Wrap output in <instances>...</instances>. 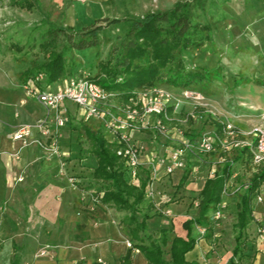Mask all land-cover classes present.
I'll list each match as a JSON object with an SVG mask.
<instances>
[{
	"label": "crops",
	"instance_id": "1",
	"mask_svg": "<svg viewBox=\"0 0 264 264\" xmlns=\"http://www.w3.org/2000/svg\"><path fill=\"white\" fill-rule=\"evenodd\" d=\"M42 1L51 4V22L76 30L108 19L116 12L111 0ZM73 54L85 66L93 65L98 50L89 48L74 51ZM12 61L5 60L0 35V236H4L0 264H11L13 259L17 264H122L130 251L132 264H148L145 255L133 248L137 242L129 230L121 225L128 213L99 203L93 194L99 190L98 186L86 189L94 183L93 174L98 163L92 154L81 158V145L72 140L71 129L65 127L61 131L58 155H50L35 145L23 147L13 140L16 130L24 126L32 127L33 136L36 137L37 125L46 111L41 104L27 96L25 83L19 77L28 67L21 68L14 59ZM65 81L46 84L43 79L40 84L43 88L55 90ZM65 108L70 122L77 117L95 130H103L102 120L86 121L79 110L72 109L68 103ZM75 112H79L78 115ZM132 137L147 147L141 157L140 180L147 179L149 183L151 166L157 155L164 151L160 153L162 150L153 147L148 141L151 136L145 132L135 130ZM106 139L112 141L108 136ZM183 175V170H179L168 177L160 170L159 175L151 180L153 196H146V201L153 203L154 207L147 209L145 206L139 215L140 219L144 214L151 216L146 231L151 241L160 242L162 230H168L171 237L185 239L187 231L183 224L198 215L197 200L194 201L193 197L200 194L205 181L193 183L192 177H189L187 185L179 188ZM254 216L259 222L256 211ZM195 227L193 235L197 231ZM260 228L264 227L252 224L247 229L252 240L245 254L252 258V264H264V243L259 241ZM198 229L202 231V228ZM197 240L194 250L185 255L189 263H198L202 252L211 251L205 239ZM149 241L146 240L145 244L148 245ZM171 244L172 240L164 251L168 250L169 253ZM46 247L48 254L36 257L38 250ZM230 257L229 260L232 259Z\"/></svg>",
	"mask_w": 264,
	"mask_h": 264
},
{
	"label": "rangeland",
	"instance_id": "2",
	"mask_svg": "<svg viewBox=\"0 0 264 264\" xmlns=\"http://www.w3.org/2000/svg\"><path fill=\"white\" fill-rule=\"evenodd\" d=\"M180 2L191 4L195 23L211 28L210 40L203 47L182 54L187 70H219L223 81L215 82L210 93L203 95V100L186 97L181 88L163 86L173 95L168 105L170 120L164 122L166 134L160 133L155 127L142 132L151 136L148 141L159 151L162 150L160 153L164 148L179 146L180 140H199L206 134L223 135L226 124L235 127L239 140L251 141V132L256 129L264 130V87L254 83L256 80L264 81V0H111L116 12L108 19L143 17L151 12L171 10ZM11 4L12 0H0V35L5 60L11 63L14 59L21 68H27L34 60H43L44 54L40 44L46 39L51 21L49 9L52 7L51 4L40 0L32 11ZM54 24L62 26L60 23ZM125 31L124 27L108 29L102 37L101 46L97 48L99 55L93 65L85 66L81 63L79 70L94 76L97 72V62L108 59L111 47L120 43ZM238 80L251 83L235 87L234 84ZM109 104L113 105L109 107L111 114L120 117L118 108L123 107L124 102L115 98ZM68 105L78 110L74 104ZM78 113L75 112L77 115ZM74 120L66 126L72 130L71 138L88 150L90 145L83 132V127L88 123L77 117ZM105 124L102 122V133L108 136V139H113L112 131ZM235 156V152L228 156L219 149L209 155L191 153L186 158L183 174L190 171L192 182L201 184L222 167L226 158L232 159ZM261 169L262 166L255 167L248 157L234 164V175L223 195L225 208L222 217L213 219L214 212L210 213L215 234L207 240L206 232L203 233L195 227L197 231L194 236L197 239H205L211 247L210 252H202L198 264H228L231 261L229 256H233L235 247L234 224L237 219V204L249 180ZM259 195L263 200L258 202L256 198L254 207L259 220L257 222L264 227V184ZM193 199L199 204V195ZM3 237L0 236V251ZM251 237L252 235L247 233L245 249L249 246ZM151 243L150 240L148 245ZM47 250V247L40 248L36 257H45ZM168 256V250H165L164 258L167 261L170 260ZM11 264H17L16 260L13 259Z\"/></svg>",
	"mask_w": 264,
	"mask_h": 264
},
{
	"label": "trees",
	"instance_id": "3",
	"mask_svg": "<svg viewBox=\"0 0 264 264\" xmlns=\"http://www.w3.org/2000/svg\"><path fill=\"white\" fill-rule=\"evenodd\" d=\"M37 2L38 0H12L11 6L32 11ZM111 27H124L126 31L120 38V43L111 47L108 59L97 62V72L91 78L107 91L116 94V99L124 104H129L138 92L159 86L208 95L215 82L223 81L219 70L186 68L182 54L203 47L210 40L211 31L210 26L194 22L189 2H180L171 10L151 12L143 17L99 20L81 30L56 26L50 21L46 39L40 44L43 60H34L19 77L26 84L29 79L43 75L46 84H53L75 76L81 63L73 52L100 47L103 35ZM248 83L251 82L238 80L234 86L240 87ZM254 83L264 87V81L256 80ZM38 85L41 87L40 83ZM83 132L90 147L85 150L81 145V158L85 159L92 154L98 163L93 174L94 183L86 189L98 186L100 190H95L93 194L99 203L118 212L128 213L121 225L129 230L133 240L137 242L133 248L145 255L148 264H198L189 263L185 259V255L193 251L198 243L193 235L194 227L205 229L207 240L215 234L210 213H215L223 202L225 190L234 175V164L243 161L245 157L251 160L248 150L236 151V156L232 159L225 157L222 167L206 179L199 194L197 217L183 224L187 231L185 239L171 237L168 230H162L160 242L153 240L150 245H146V240H152L146 234L147 221L151 216L144 214L140 219L139 215L145 206L147 209L154 207L153 203L146 201L147 179H141L139 185H129L124 178L125 164L117 155V146L106 139L102 130H95L87 125L83 127ZM190 174V171L184 173L179 188L187 185ZM263 184L264 166L252 176L239 198L234 224L235 247L230 264H252V258L245 254V241L250 225L261 226L254 216V201ZM79 186L82 188L81 184ZM170 240V260L167 261L164 258V247ZM122 264H132L131 251Z\"/></svg>",
	"mask_w": 264,
	"mask_h": 264
},
{
	"label": "built area",
	"instance_id": "4",
	"mask_svg": "<svg viewBox=\"0 0 264 264\" xmlns=\"http://www.w3.org/2000/svg\"><path fill=\"white\" fill-rule=\"evenodd\" d=\"M43 79V75H38L29 79L24 85L27 96L41 104L46 111L37 125L38 135L34 137L32 127L24 126L16 130L13 140L21 143L23 147L35 145L50 155H58L59 136L70 123L65 104L72 103L84 119L88 121L100 119L106 123V127L112 131L111 135L114 137L111 143L117 146V155L125 164V181L129 185H138L142 173L141 157L146 152V147L144 144L137 143L132 133L135 130L140 132L152 130L155 127L160 133L166 134L164 122L170 120L168 105L173 99L171 91L163 86L140 91L136 98L130 100L129 104L118 108L121 113L119 117V115L111 114L109 110V107H113L109 103L115 100L116 94L97 84L92 80L91 74L80 71L55 90L47 87L41 88L38 84ZM184 94L196 100L204 99L201 93L195 91L185 90ZM223 131V135L206 134L199 140H180L179 146L165 148L164 153L157 155L156 161L151 166L146 196H153L151 180L159 175L160 170H163L168 177L173 176L177 171L185 169L187 156L194 152L209 155L219 149L229 156L233 152L245 149L250 153L252 164L255 167L264 166L263 129L251 132V141L239 140L232 124H226ZM262 200V196L259 195L257 201L262 202ZM198 206L199 204H196L197 208ZM224 208L225 204L222 202L214 213L213 219H220ZM202 232L205 233L206 230L202 228ZM259 241L264 243V228L259 230Z\"/></svg>",
	"mask_w": 264,
	"mask_h": 264
}]
</instances>
